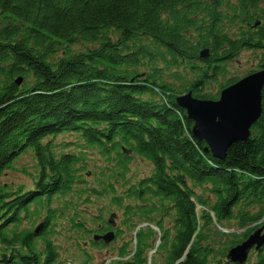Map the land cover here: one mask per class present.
Instances as JSON below:
<instances>
[{
	"label": "trees",
	"instance_id": "16d2710c",
	"mask_svg": "<svg viewBox=\"0 0 264 264\" xmlns=\"http://www.w3.org/2000/svg\"><path fill=\"white\" fill-rule=\"evenodd\" d=\"M245 50H264V0H0V264H66L64 234L88 264L81 241L104 249L95 236L123 235L116 213L103 224L80 215L108 193L136 238L103 264H228L264 224V89L251 136L223 161L177 98L218 99L240 79L230 66ZM63 133L111 163L99 187L86 154L56 141ZM29 152L33 186L4 182ZM136 157L152 171L130 184ZM255 253L247 264H264V247Z\"/></svg>",
	"mask_w": 264,
	"mask_h": 264
},
{
	"label": "water",
	"instance_id": "95a60500",
	"mask_svg": "<svg viewBox=\"0 0 264 264\" xmlns=\"http://www.w3.org/2000/svg\"><path fill=\"white\" fill-rule=\"evenodd\" d=\"M208 54V49L201 52L202 57ZM17 81L20 84L22 78ZM263 89L264 65L222 89L218 99L199 98L189 91L177 98V104L185 109L187 118L194 122L193 136L205 141L206 151H210L215 159L223 161L233 143L251 136L252 127L262 115ZM115 238V232L110 231L94 239L110 244ZM263 247L264 226L257 228L246 240L233 247L228 253V259L234 264H245L251 251H259Z\"/></svg>",
	"mask_w": 264,
	"mask_h": 264
},
{
	"label": "rangeland",
	"instance_id": "374dc122",
	"mask_svg": "<svg viewBox=\"0 0 264 264\" xmlns=\"http://www.w3.org/2000/svg\"><path fill=\"white\" fill-rule=\"evenodd\" d=\"M264 50H245L243 51L238 59L230 66V73L234 76H239L240 79L244 76L248 75L250 71L254 72L259 70L260 68L259 63L261 61L262 53ZM248 73V74H247ZM251 73V72H250ZM212 90H215L213 87ZM56 141L58 143H68L70 148L65 150L72 151V152H84L86 154V158L88 159V166L86 170L87 181L90 188L92 187H99L100 183L97 181L99 179V175L104 174L106 177H109V171L111 170V163L107 162L104 157H102L97 150L95 149H86L80 148L75 146V142L78 141L82 143V140H79L78 136L71 134V133H63L57 136ZM74 142V143H73ZM36 160L32 152L23 155L19 161L14 164V169L9 170L5 173L4 182L8 184H12L15 187L18 186H25V187H32L33 186V179L28 174L32 176L36 175L37 168L35 166ZM152 168L147 161L136 157L134 161L130 164V172L127 175L126 179L129 183H135L141 178L146 177ZM118 195H122L126 188L123 186V181L118 179L117 183ZM200 195H204L207 197V194L203 193L202 190H197ZM82 196V198H85ZM75 201L78 200V196L74 199ZM131 201L126 200L125 204L130 203ZM101 209H103L101 211ZM111 213L117 214L116 221V229H119L123 232L122 237L118 240H115L112 244L108 245V247L101 249V248H91L88 246L86 241H81L82 248H85L88 252L89 256L92 257L93 260L88 262V264H103L104 262L114 261L115 255L118 253V249L125 243L130 242L131 240H135L136 236L133 232H128L129 229L124 226L123 224V209H119L118 207L114 206L111 202V195L108 193L107 195L103 196V198H97L92 196V202L90 204H84L81 207L80 215L85 218H92V217H100V221L98 223L103 224L104 221L110 219ZM71 215H74V212H70ZM261 224V223H260ZM30 223L25 224V229L30 228ZM91 227H95L92 223L89 224ZM264 226H255L256 229ZM63 228V224L59 221V225L57 230L60 231ZM221 229V228H220ZM255 229V230H256ZM161 233L157 231L156 241L158 244L160 243ZM56 240V238H54ZM56 243L61 246L60 249V256L66 261V264H82L85 260L83 253L77 250V247L74 246L73 243L67 240V234L61 235L57 238ZM257 254L255 250L251 251L250 257L253 256L252 259H248L249 262H254ZM230 261V260H229ZM228 260L226 262L231 264Z\"/></svg>",
	"mask_w": 264,
	"mask_h": 264
}]
</instances>
